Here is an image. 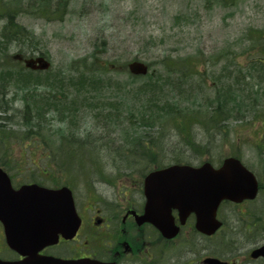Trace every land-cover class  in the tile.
I'll return each mask as SVG.
<instances>
[{"label":"rangeland","instance_id":"1","mask_svg":"<svg viewBox=\"0 0 264 264\" xmlns=\"http://www.w3.org/2000/svg\"><path fill=\"white\" fill-rule=\"evenodd\" d=\"M19 22L35 33V55L43 53L51 62L53 72L63 70L67 73V93L74 91L70 86L78 90L86 89L89 83L95 84L90 90H95L98 98L89 102L75 95L74 100H81L82 104H66L67 111L75 108L79 111L64 120L62 127L70 124L78 136L84 129L87 135L95 138L93 143L98 145L97 160H101V168L104 166V177L110 179L120 172L130 173V168L123 169L126 163L121 160L124 159H131L128 165L136 171V176L146 171L155 158L144 157L137 152H140L139 146L146 145L149 140L151 147L155 148L152 154L155 157L159 155L167 165L176 159L174 156L181 154L208 152L205 155L214 160L228 156L231 144H235L237 138L243 161L259 170V162L251 150L253 144L245 139L243 129L246 124L259 128V121L263 120L264 109L259 107V103L264 98L257 90L263 83L246 81L243 87L230 81L229 86L233 88L230 89L224 87L222 77L219 81L217 78L223 72L231 75L234 69L230 66L238 63L244 65V73L250 71L246 69L249 66L246 64L247 56H242L247 44L246 32L264 25V0H242L233 10H209L202 0H69L62 21L21 18ZM189 57H196L197 60L193 61L198 62L194 71L199 75L194 77L184 75L187 66L191 65V61L185 60ZM133 61L144 64L149 74L153 71L152 77H132L127 67L118 70ZM104 69L106 72L102 74ZM250 72L253 77L257 76V73ZM42 78L45 80L29 79V82L49 83V75L42 74ZM13 80L12 77L10 81ZM212 88L223 89L224 92L231 90L236 94L243 92L246 102L252 101L248 112L244 110L240 115H233L236 119L225 123L226 135L205 127L203 118L202 125L187 130L190 143L198 147V152H194L183 139V132L179 133L169 125L159 129L158 118H169L168 109L178 111L177 107L183 108L184 113L191 116L203 112L207 105L205 102L212 99ZM173 103L178 105L171 108ZM16 107L21 108L19 105ZM57 110L56 115H65L64 107ZM13 122L12 128L18 129L21 119L17 117ZM139 142L142 144L138 145ZM119 143H125V146L115 150ZM118 146L121 145L116 149ZM150 150L149 147L148 152ZM117 153L125 155L124 158L114 157ZM136 157L142 160H134ZM97 177L91 175L90 182H98ZM123 180H116V185L119 187ZM85 181L80 178L76 182L75 193L79 203L84 199ZM95 189L106 201L119 192L101 182L95 185ZM250 209L260 217L264 202L258 199ZM242 233L250 238H264L261 230L249 235L243 227L229 225L215 242L214 239L209 245L200 243L202 246L207 244L213 253L227 255L233 251L237 241L243 249L253 244L242 237ZM191 241L180 240L173 250L166 251L162 255L165 264H185L190 257L188 250L200 245ZM218 245L224 248L220 249Z\"/></svg>","mask_w":264,"mask_h":264},{"label":"trees","instance_id":"2","mask_svg":"<svg viewBox=\"0 0 264 264\" xmlns=\"http://www.w3.org/2000/svg\"><path fill=\"white\" fill-rule=\"evenodd\" d=\"M241 1L242 0H202L203 5L210 10H212V8L226 10L237 9L241 4ZM67 4L68 0H0V56L4 59L13 58L14 56L9 54V48L11 45H15L18 48H23L24 44L36 47L37 44L35 42L34 32L29 31L19 23L18 19L20 17L41 19L45 22L60 21L65 14ZM246 41L247 44L242 53L243 57L247 56L246 64L249 66L246 67V69L248 68L250 71L257 73V76L253 77L250 71L244 73V65L238 63L234 66H230L234 69L231 71V75H225L226 72H223V75L218 77V81L222 77V80L225 83L224 87H230V81L235 85L242 84L243 87H245L244 84L246 81L252 82L254 80L264 83V25L260 28H251L247 30ZM95 60L96 59L94 58V61ZM185 60L191 61V63H189L191 65L187 66L184 73L185 77L196 76L198 73L194 70L195 67L198 66V62H193V60H197V58L189 57ZM214 64L216 63L214 62ZM83 65L85 68H88L86 64ZM236 65L237 67L235 68ZM227 69L230 68L227 66ZM188 72L190 74H188ZM104 73L105 70L102 74ZM12 77L14 78L13 82L10 81ZM38 78L42 79L40 76H34L30 71L19 69L15 62H6V65L0 67V106L4 102V97L10 92H13L12 95L15 99L24 102V111L22 112L24 125H22V128L19 131H14L0 127V148L4 154L44 153L45 149L43 150V146H40L38 141L41 140L43 145H46L47 143L50 130L45 123L42 122V118L45 116V108L47 106L50 107V105L54 106L53 99L56 98L57 101L63 103L61 101L62 98L65 99V102L71 101V105L79 104L81 102V100H74V97L76 96L79 98L82 96L84 101H88L93 95L94 98H90V101L96 99L97 92L95 90H90L95 86L94 83H89L86 89H78L79 91L73 88V86H70L74 91L68 90L71 93H65L66 97H63V93L59 94V91L61 90L57 91L53 96L51 95V92H48L47 88L42 85L39 86V84L42 83L29 82V79L34 80ZM59 81H61V79ZM230 89L233 88L230 87ZM257 90L262 92L264 98V88L258 86ZM80 91L84 94H80ZM227 91L224 92L223 89H215L212 99L205 102L207 105L203 111L204 115L201 116L195 114L194 119L180 116L178 114L179 111L168 109L169 115L167 117L169 118L166 119L165 124L173 125L175 128L179 127L182 130H185L186 126L191 127L194 124H201V120L204 118L205 124L203 125H205V127L219 129L218 126L223 122L220 118H223L225 114L228 115L229 119H232L233 113H240L244 110V107L247 108L249 105H252V101L246 102L243 92L236 94L231 93V90ZM175 106L176 105L173 104L170 107L175 108ZM176 109L179 110L178 107ZM69 113V116H72L70 111ZM171 113H174V115ZM56 136H59L62 143H67L65 145H59L56 151L53 149L50 150V153L54 157L52 159V162L55 164L54 168L57 170L53 171L54 175L63 173L66 170L70 175L72 170H79L83 173L87 171H102L101 166L99 167V163L87 152L86 145L78 144L72 146L69 144L70 140L75 139V135L72 132L67 133L66 136L62 132H59ZM135 141H137V139ZM120 145L121 146H118L117 149L115 147V150L123 148L124 144ZM122 153H117V155L122 156ZM11 162H13V160H11ZM2 163L10 162L4 161ZM70 180L71 179H69V181ZM55 182L56 181H54V183Z\"/></svg>","mask_w":264,"mask_h":264},{"label":"water","instance_id":"3","mask_svg":"<svg viewBox=\"0 0 264 264\" xmlns=\"http://www.w3.org/2000/svg\"><path fill=\"white\" fill-rule=\"evenodd\" d=\"M40 67L45 69L47 65ZM135 72L143 71L137 68ZM174 170L176 168L171 167L156 172L146 178L144 184V192L150 198L152 208L147 211L142 221L151 222L167 236L171 234V226L161 212L163 210L169 212L171 207H175V200H171V203L165 200L160 202V196L163 193H172L175 189L173 184L164 186L159 182L165 178H175L176 174L171 172ZM209 178L212 179V184L207 190L212 195L213 211L222 197L237 202L239 195L249 198L253 196L255 189L253 178L237 161H225L219 171L209 174ZM212 207H208L207 210H198L199 207L187 209L196 212L197 226L206 234H209L211 228L214 231L218 227L211 222ZM0 222L5 227L8 247L28 257L24 262L0 261V264H79V262L65 263L61 260L37 256L38 251L45 246L57 243L58 234H62L64 238L72 237L79 225L68 189L51 191L38 186H24L14 191L10 187L8 178L0 170ZM259 255H264V249L257 251L253 256Z\"/></svg>","mask_w":264,"mask_h":264},{"label":"flooded vegetation","instance_id":"4","mask_svg":"<svg viewBox=\"0 0 264 264\" xmlns=\"http://www.w3.org/2000/svg\"><path fill=\"white\" fill-rule=\"evenodd\" d=\"M142 182L135 191L128 189L131 194L119 193L110 202L99 194L90 193L84 202L76 204L80 226L75 237L68 241L59 238L56 246L44 249L40 255L65 261L90 260L102 264H165L162 255L168 246L174 245L177 240L193 237V221L189 217L178 236L170 240L164 239L152 225L138 224L135 216H142L146 204ZM126 183V188H133L132 182ZM172 216L175 226H179L177 213L173 211ZM3 240L0 225V241ZM3 251L4 259L22 260V257L7 248Z\"/></svg>","mask_w":264,"mask_h":264},{"label":"bare ground","instance_id":"5","mask_svg":"<svg viewBox=\"0 0 264 264\" xmlns=\"http://www.w3.org/2000/svg\"><path fill=\"white\" fill-rule=\"evenodd\" d=\"M239 197H240V195H239Z\"/></svg>","mask_w":264,"mask_h":264}]
</instances>
